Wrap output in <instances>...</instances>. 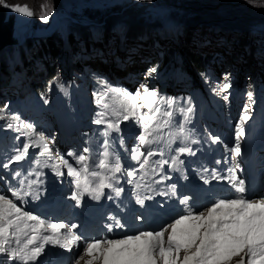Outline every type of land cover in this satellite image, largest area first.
Returning a JSON list of instances; mask_svg holds the SVG:
<instances>
[{"label":"snow or ice","instance_id":"1","mask_svg":"<svg viewBox=\"0 0 264 264\" xmlns=\"http://www.w3.org/2000/svg\"><path fill=\"white\" fill-rule=\"evenodd\" d=\"M0 6L10 8L12 11L20 13L24 16L31 17L34 12L28 5H9L6 0H0ZM40 15L41 20H47L50 12L46 10L45 5H41ZM157 71L156 67H150L146 70L145 75L150 77ZM98 83L112 93L111 99L118 101V106L112 108V115L115 120L106 119L107 111L98 113V119L94 123L106 125L102 135L105 137L103 141L104 151L99 154L98 163L94 164L95 168L107 169L112 175L102 176L101 172L91 170L87 163L89 157L75 152H68L67 155L75 159V163L80 167H74L65 160L64 156L57 153L59 161L68 168L67 175L74 177V182L77 191L73 192L71 199L79 205L81 197L87 193L93 199H100L104 195V189H111L115 195L120 196L123 188L118 187L119 178L117 173H124V167L120 157L116 155L110 159L109 140L107 137L112 132L120 131L121 121H127L130 118H135L140 124L142 131L138 136L139 147L131 149V159L136 161L138 169L127 171V177L135 178L138 171L145 170L150 164V158L154 156H164V150H152V144H160L166 142L169 147L175 143V138L165 141L164 129L172 126L173 111L165 110L161 112L159 104L164 103L168 109H172L175 105L174 99L161 97L156 90H150L147 85H141L136 91L130 92L126 88L113 87L108 84V81L103 78H97ZM227 80V77H225ZM231 85L224 83L223 88H218L217 94L226 91ZM98 99L96 103L107 110L112 107L106 103L107 97L97 93ZM249 99L252 98V93H248ZM224 96V99H227ZM142 101V103H138ZM7 108V105H4ZM147 109V112L143 109ZM177 111L184 117L187 122L193 109L191 106L180 107ZM163 117V119H161ZM0 119H5V115L0 111ZM13 121L18 125L17 132H23L31 140V144H23V150L18 151L16 155L11 157L9 163L21 161L25 159L30 146L42 148L40 155L50 154L52 149L48 147V137L41 132H37L32 124H24L20 121L19 116L12 117ZM250 119L245 113L240 117V123L236 125V143L233 147L224 145L225 150L235 156L241 155L240 137L244 135L243 124ZM159 120V122H158ZM8 127H12L9 124ZM179 135L184 136L185 129L183 124L178 125ZM211 136V134H209ZM212 143H218L220 137L211 136ZM195 143V141H192ZM123 142L121 141V144ZM84 153L89 151L85 148ZM176 156L171 157V163L168 159L155 161V164L163 170L164 165L170 168L178 169L183 161L179 159L182 154H194L192 149L187 146H181L175 149ZM39 162L37 161V164ZM217 164L220 161H216ZM3 167L7 168L8 164ZM58 169L59 165H53ZM239 167V165H236ZM155 172L156 168L153 167ZM228 176H221L213 170L212 179L227 180L234 189V195L215 199L211 206L206 207V210H197L188 204L189 197L184 196L179 200L184 208L180 214L174 217L171 223H166L158 229L138 230L133 234H125L122 238H92L90 241L82 238L73 232L77 227L75 224L66 225L64 223H53L40 219V217L32 215L31 212L23 211L13 199L6 195L0 194V254H5L8 260L13 262L19 261L20 264H30L36 261L44 250L45 244L59 245L61 248L72 251L73 247L79 248L80 242L84 241L82 247L83 255L89 257L85 264H97L102 261V264H232L234 257H240L236 264H264V196L258 199H253L246 195L245 181L240 179L234 169L229 170ZM82 173H84L82 177ZM31 174V173H30ZM58 175H63L57 171ZM147 173L145 172V175ZM20 176V173H15ZM38 175V174H37ZM100 177L96 187H91L92 181L88 177ZM143 178V177H141ZM170 177H162L163 179ZM204 183H209L207 177H201ZM84 184L81 187V180ZM39 181H29L28 188L31 189L32 184ZM128 183H132L129 179ZM21 188L12 191V196L16 200H22L23 196L32 195L31 191L25 192L23 189L24 181H20ZM136 187H140L139 184ZM169 192L172 195L176 194V186L170 185ZM167 195L168 193H161ZM36 198L39 195L36 194ZM112 197L110 196L109 199ZM150 198V197H147ZM137 203L143 204V199L137 196ZM112 223L106 225L111 232L113 228H123L120 220L115 216L109 217ZM28 221L35 223L29 224ZM31 234H29V230ZM62 229L66 232L61 233ZM11 230V231H10ZM43 231H50V235H42ZM167 236L165 237V234ZM27 236V239L21 245L20 236ZM8 236L15 238L16 248L6 247L9 243ZM42 240L43 243H37ZM31 246V247H30ZM181 253L183 255L181 256ZM82 258L80 253H77L75 264H79Z\"/></svg>","mask_w":264,"mask_h":264},{"label":"rangeland","instance_id":"2","mask_svg":"<svg viewBox=\"0 0 264 264\" xmlns=\"http://www.w3.org/2000/svg\"><path fill=\"white\" fill-rule=\"evenodd\" d=\"M187 1L189 0H6L9 5H28L29 8L34 12L33 16L28 17L29 24L27 30H30L31 33L35 28H46L51 18L59 11H63V13L60 12L57 14V16L59 17V21H57L58 26L53 29L50 35L46 38L55 35L56 30L58 29H61V32L63 34L66 33V31L68 30L67 26L69 25V21L73 19V16L70 14L72 11L75 12V18H77L79 22L82 21L84 23H87L86 16L84 14L87 11H93L97 9L98 11H101L104 18H107L110 15L114 14L113 11H110L111 9L116 10L115 8H117L119 10V13H121L122 11H131V9H133L135 6L134 4H138L140 8L146 7V11H143V14L140 15V17L148 20V22H150L154 18L156 19V17H162V19L168 20L171 18V14H173V16L177 15L174 20H181V17H186L187 15H190V18L192 17V13H190L188 10H190L193 6H191ZM220 2L226 3L228 6L227 9H229L232 13H235V15L248 17V15L254 13L253 16H255V20H262L263 22L259 23V25L254 24L252 26H249L247 28V32L245 31L246 27H220L216 25V28L211 30L210 27L203 24L202 21L200 22L201 24H203V26H201L200 23L195 26H190V24L187 23L180 30L183 33L182 36L178 34L177 37H172V39L165 37L163 35L164 32L154 27V29L147 30L150 31L148 34L152 37V45H147L144 40L145 38L143 37L135 38L134 40L127 39L123 42L118 41V36H121L123 34V32L121 31L122 25L115 24L111 29L107 31L110 36L106 44H103L101 37H98V35L101 36L102 28H100L98 31H90L91 37L94 38L92 39V42L89 40V45L87 48H83V46H81L76 56H72L70 60L68 59V61L67 52L62 46H58V48H60V53L58 57L56 56L54 58V60H56L58 71L64 78L71 79V68L69 70L68 65L73 61H78L82 65L81 75L83 76L86 87H89L92 82L90 81V76L92 74L99 73L100 75L104 76V79L107 81H109L111 77H117L121 79L123 84L132 85L133 89L140 88L141 85H147L149 89L156 90L161 95V97H163L165 93L175 95L179 91H181L182 85L181 81H178L177 72H175V70H177L176 66L184 65V68L187 70V72L189 71L190 74H192L189 63L182 57L179 49L182 47L180 44L182 37H190L191 35V38L187 41V45L192 50L194 49L206 53L217 54L226 62L229 63L231 61L235 63V65L232 66L239 67V70L243 65H245L243 74L240 76V71L237 69L234 72V76L237 79H240V84L244 86L245 92H249L250 86L248 85V83L252 79V76H258L259 83L264 84V64L261 65V63H264V53H262L261 50L260 52L256 53V55H251L250 51L249 56V49H246V47H249V43L253 44V48H255V45L258 49H261V47L264 48V44H262L264 43V0H220ZM41 5H45L46 10L50 12V15L46 21L39 18L42 14L40 7ZM114 5L121 6V8L115 7ZM207 7L211 8L213 7V5L209 3L207 4ZM195 8L197 12L200 11V6L196 5ZM55 19L52 20V25L55 24ZM182 20L184 21V19ZM178 25L179 24H176V26ZM188 31H192V33H188ZM199 34H202V37L200 38V40H202L201 43H199L200 40H198ZM154 36L157 37L154 38ZM27 37L35 39V43H37V39H46L42 36ZM238 37H243V40L245 42L240 43ZM67 40V38L66 40L64 39L65 45H68ZM105 40L107 41V38ZM75 41L79 42L78 39ZM173 42L177 45V47L174 49L171 55L168 54L170 65L169 74L158 77V73L156 71L150 77H147L145 73L146 70L150 68L152 60L156 59L157 61H161V56L163 55L162 53H164L165 48L167 46H173ZM231 47L237 51H231ZM0 51H2V49ZM242 53L245 54V57ZM231 54L232 56L229 59V56ZM116 58H118L117 61H114V59ZM245 60H247L248 62H244ZM157 61L154 63L158 65L159 63ZM258 64L259 68L257 67ZM151 67L157 68L158 66L155 65ZM208 67L212 75V82L215 83L214 85L216 87V91L218 90V88H223L224 83H226L227 81L225 80V77H228L232 70L225 71L223 74H221L220 72L222 71V69L216 70V65H214L210 61L208 62ZM13 68L14 70H11V74H15V79L17 78V81L12 78L11 82L7 83V90H9V92L13 94H17L21 91V94H24L26 89H24L23 87L20 88L18 84H21L19 75V63H15ZM196 79L197 77L193 76V82L191 86L193 91L191 97L193 100L195 99L197 94L205 95L200 90L199 84ZM175 81L176 85L178 86V91L173 88V90L169 92L173 87V82ZM14 82L15 86H13ZM85 84L82 87V92L87 91L85 90ZM5 88L6 86H2V83H0V93L6 91ZM101 88L104 87L101 86ZM218 95L224 98V96H227L228 93L227 91H223ZM87 99H89L90 101V96H87ZM225 100L229 111L232 112L234 108H236V104H234L231 99L227 98ZM78 101L81 102L82 100L78 98ZM89 101H84L83 103L88 106L87 103ZM78 107L79 109H81L80 106ZM239 108H242L243 110L247 109V112H250V114L254 112V108L248 102L239 104ZM76 117H78V119H80L81 121H86V119L89 118V116H85L82 113H78ZM162 118L163 117H161V119ZM77 126L81 127V125ZM38 130L40 132L42 131L45 136L48 137L49 146L52 149L51 156L43 155L44 157H41L34 153L36 157L35 159L42 162V166L44 168L53 170L55 169L53 165H59L58 170H60L65 166L59 161L57 153H59L61 156H64L65 160H67L69 164H72L73 166L77 165L75 163V159L68 156L67 153L75 152L73 151L75 149L77 151L75 153L82 154L80 153V149L83 148L81 144L85 145L89 149L88 154L86 155L87 157H89L87 161L89 165L98 163V159L102 158L99 156V154L104 151L103 141L105 137L101 139L89 138L86 140L85 138H83L79 140L73 134L63 135L61 133V128H56V125L54 124L52 119V115L47 110H45L42 114ZM80 130L83 131V129ZM129 147L130 143L128 141L125 142L122 146L115 147L111 146V144L109 143V149L112 150H115L116 148H124L125 150H127ZM40 175L41 170L37 167L30 168L25 173V176L28 179L33 177L36 178ZM234 258L237 259L238 257Z\"/></svg>","mask_w":264,"mask_h":264},{"label":"trees","instance_id":"3","mask_svg":"<svg viewBox=\"0 0 264 264\" xmlns=\"http://www.w3.org/2000/svg\"><path fill=\"white\" fill-rule=\"evenodd\" d=\"M187 2L193 6L190 10H188L192 13V17L190 18V15H187L186 17L180 16L187 22H184L182 19L175 20L179 23L181 21L184 22L180 23L182 27L187 23H189L190 26H195L199 23L201 24L200 21H202L203 24L208 25L211 30L215 29L216 25H218L220 27H246L245 31L247 32V28L249 26L254 24L259 25V23L263 22L262 20H255V16H253L254 13L248 15V17L235 15V13H232L229 9H227V4L220 2V0H189ZM209 3L212 4L213 7H207V4ZM134 5L135 6L131 9V11H122L121 13H119L117 8H115L116 10L111 9L110 11H113L114 14L107 18H104L101 11H98L97 9L87 11L84 13L87 23L82 21L79 22L78 19L75 18V12L72 11L70 14L73 16L74 20L72 19L69 21V25L67 26L68 30L66 31L67 39H69L68 46L65 44L63 45V33L61 32V29H58L56 30L55 35L46 39H37V43H35V39L25 37L23 41L24 43L21 45L9 46L0 51V72H4L3 77H5L6 73H9L6 69L9 65L14 67L15 63H19L20 70L22 71L21 80L25 82V84L23 83L24 87L29 89L28 95L19 100V102L14 101L13 99H15L16 96L8 92L0 93V111H2L5 115V119H0V123L3 122L5 127L4 130L6 131L9 128H13L14 130L16 129L18 125L13 121L12 117L19 116L22 109H32L37 116L42 113L45 108L52 110V105L54 103L61 105L62 108V111H59L58 109L56 111V115L59 116V122L64 119V111H66L68 113L66 116V127L72 125L74 121L73 115L77 109V101H75V95L70 93L69 87H73L74 92L80 95L83 99L86 98L85 93L82 92V87L84 86V81L81 75L82 66L78 61H75L72 63L71 79L63 78L58 71L56 60H54V58L56 56L58 57L60 53V48H58V46H62L66 52L69 49L70 56L75 57L81 46H83V48H87L89 45L88 42L91 37L90 31H98L102 28L100 37L104 44L106 43L105 39L110 36L107 31L115 24L122 25L121 31L126 37L130 39L143 37L145 38L147 45H152V37H150L149 34L147 36V34L142 31L154 29V27H159V30L163 31L160 27V20L162 17H156V19L154 18L148 22V20L140 17V15L143 14V11H146V7L140 8L138 4ZM196 5L200 6L199 12H197L195 8ZM114 6L121 8V6L118 5ZM171 15L173 16V14ZM176 16L174 15L173 17L175 18ZM203 24H201V26H203ZM188 33H192V31H188ZM182 34L183 33L181 32V36ZM163 35L167 37L165 32ZM77 37L79 42L75 41ZM201 37L202 34H199L198 40H200ZM190 38L191 35L190 37H182L180 43L182 47L180 48V52L185 61L189 63L191 71L195 72V74L201 78L206 74L205 66L209 54L189 48L187 41ZM238 39L240 43L245 42L243 37H238ZM201 41L202 40H200L199 43H201ZM252 45L253 44L250 43L249 47L251 51L254 52L258 48H256V45L255 48H253ZM173 51L174 48L171 46L165 48V51L161 56V61L159 62V67H170L168 54L171 55ZM156 61V59H153L152 64ZM178 70L180 71L182 80H187L190 74L185 73L184 65H179ZM92 77L97 79L98 77L100 78V75L93 74ZM94 88L95 86L92 85L90 90L94 91ZM178 103L187 107L189 106L190 99L187 97L186 92L179 94ZM4 105H7V108H4ZM9 124H12V127H8ZM70 128L73 129V126H70ZM2 134H4V132L0 131V137H2ZM34 139L35 137H33V140ZM12 153L13 149L7 146L4 154L11 156ZM23 162L28 164L29 158L25 157Z\"/></svg>","mask_w":264,"mask_h":264},{"label":"water","instance_id":"4","mask_svg":"<svg viewBox=\"0 0 264 264\" xmlns=\"http://www.w3.org/2000/svg\"><path fill=\"white\" fill-rule=\"evenodd\" d=\"M60 12L63 13V11H59L58 13ZM57 14L51 18L46 28H35L31 33L30 30H27L29 24L28 16L19 17L18 15L22 14H16L10 8L0 6V49L7 45L21 44L25 36L40 37L45 31L55 29L58 26L57 21H59ZM53 19L56 20L54 25L51 23ZM17 20H20V26L15 27V21ZM18 30L21 33H17Z\"/></svg>","mask_w":264,"mask_h":264},{"label":"bare ground","instance_id":"5","mask_svg":"<svg viewBox=\"0 0 264 264\" xmlns=\"http://www.w3.org/2000/svg\"><path fill=\"white\" fill-rule=\"evenodd\" d=\"M16 14H20V13H17L16 12ZM19 17L20 16H24V15H18ZM57 18H58V16H57ZM29 19V18H28ZM56 21V20H55ZM174 23H175V26H176V24H179L178 26H174V28H172V29H170L169 30V32H170V34L172 35V37H177V35L178 34H180V36H181V29L183 28L181 25H180V23L179 22H177V21H175L174 20ZM16 26H20V20H17V21H15V27ZM149 28V27H148ZM156 28V27H155ZM158 29H160L159 27H157ZM53 30V29H52ZM52 30H50V31H45L44 32V34L43 35H41L42 37H47V36H49L50 35V33L52 32ZM142 32H145L146 34H147V36H148V33L150 32V31H147V30H144V31H142ZM163 32V31H162ZM17 33H21V31L20 30H18V32ZM25 33V32H24ZM262 33V32H261ZM164 34V33H163ZM257 35V34H256ZM40 36V37H41ZM64 38H63V45L65 44V41H64V39L66 40V38H67V33H64L63 35H62ZM27 37V36H26ZM98 37H100L99 35H98ZM76 38V37H75ZM77 39H78V37H77ZM77 39H75V40H77ZM151 39V38H150ZM69 40V39H68ZM67 40V41H68ZM104 40V39H103ZM145 40V39H144ZM24 41V40H23ZM22 43H24V42H22ZM21 43V44H22ZM249 43V42H248ZM21 44H19V45H21ZM262 44H264V43H262ZM249 45H250V43H249ZM9 46H18V45H7V46H4L3 48L5 49L6 47H9ZM77 46V45H76ZM260 47V46H259ZM3 48H1L2 50H3ZM78 48V47H77ZM245 48V47H244ZM0 49V50H1ZM246 49H249V52H248V55L250 56V51H251V49H250V47H246ZM262 50V53H264V48L263 47H261V49H257V50H255L254 52H252L251 51V55H256V53H258V52H260ZM64 51V50H63ZM236 52V51H235ZM243 55H244V57H245V54L244 53H242ZM50 57V56H49ZM248 62V61H247ZM264 63H261V65H263ZM169 70H170V67H169ZM91 81V80H90ZM29 87V86H28ZM76 101V100H75ZM257 184H259V186H260V188L263 186V184H264V182H263V180H260V181H258L257 182ZM257 189L259 188V187H256ZM259 196V197H258ZM261 196H264V193L263 192H258L257 194H251L249 197H251V198H253V199H258V198H260Z\"/></svg>","mask_w":264,"mask_h":264}]
</instances>
